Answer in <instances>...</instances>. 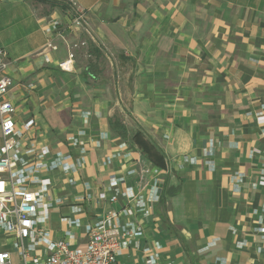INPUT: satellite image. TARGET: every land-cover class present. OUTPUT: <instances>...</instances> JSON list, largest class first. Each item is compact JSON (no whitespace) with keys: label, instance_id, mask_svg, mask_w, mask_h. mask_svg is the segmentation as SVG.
Segmentation results:
<instances>
[{"label":"crops","instance_id":"crops-1","mask_svg":"<svg viewBox=\"0 0 264 264\" xmlns=\"http://www.w3.org/2000/svg\"><path fill=\"white\" fill-rule=\"evenodd\" d=\"M54 1L0 0V48L9 54L7 98L17 126L34 121L23 156L32 157L33 143L54 154L68 152L69 137L85 142L86 164L70 174L75 186L61 172L45 174L63 198L51 213L57 237L63 217L85 223L120 210L123 198L97 195L137 159L159 167L150 148L165 163L160 200L150 215L128 217L145 235L117 264H145L146 245L158 252L157 264H264V188L254 185L264 153H252L264 144L256 122L264 113V0H75L94 39L70 31L68 0ZM52 21L63 23L64 37L53 34ZM78 39L88 46L65 70L68 42ZM117 118L125 136L111 125ZM74 232L84 247L83 229ZM0 246L10 247L7 237Z\"/></svg>","mask_w":264,"mask_h":264},{"label":"built area","instance_id":"built-area-1","mask_svg":"<svg viewBox=\"0 0 264 264\" xmlns=\"http://www.w3.org/2000/svg\"><path fill=\"white\" fill-rule=\"evenodd\" d=\"M68 2L67 28L75 33L84 32L94 39L87 11L75 0ZM50 24L55 36L64 37L62 22L52 21ZM88 43V39L68 42V58L59 64L60 67L70 70L76 49L88 46ZM47 47L57 49L53 42H49ZM9 65L7 50L0 48V235L7 237L10 246V249L0 250V264H15L13 251L17 252V264H117L118 258L124 255L131 243L135 241L139 247V240L145 235L142 223L128 217L137 213L144 216L151 214L153 203L160 200L164 169L151 167L145 160H135L123 175L110 177L107 186L97 195L98 200L110 202L123 198L126 204L120 210H109L100 218L85 223L76 217H63V235L57 237L50 226L51 213L54 202L60 205L63 198L58 196L53 199L58 185L54 178L45 174L61 172L66 179L65 184L75 186L78 179L70 174H78L86 164L85 142L69 137L68 152L54 154L47 145L37 147L33 143L32 157L23 156L22 138L34 121L29 120L23 128L17 126L16 106L7 98L13 85L8 74ZM85 117L84 122L87 123L89 117L87 114ZM256 122L261 126L264 140V113L256 115ZM80 134L85 133L82 131ZM101 138L93 141L98 147L102 145ZM120 146L127 145L122 143ZM252 153H264V144L263 148H255ZM114 156L109 155L106 164H111ZM131 177L136 179L135 185L127 184ZM254 185L264 188V164L260 180ZM108 192L111 194L108 195ZM81 197L82 200L89 199L91 193ZM74 209L80 210L77 206ZM75 228L83 229L86 238L84 247L72 240ZM258 230L264 232V225H260ZM142 251L146 256L145 264H157L159 254L152 246L146 245Z\"/></svg>","mask_w":264,"mask_h":264},{"label":"trees","instance_id":"trees-1","mask_svg":"<svg viewBox=\"0 0 264 264\" xmlns=\"http://www.w3.org/2000/svg\"><path fill=\"white\" fill-rule=\"evenodd\" d=\"M35 1H39V2H45V3H49L52 7H54L56 5V1L54 0H35ZM111 125L113 127V129H117V128H122L123 129V133L122 135L125 136V130H124V125L121 123V121L117 118L115 120H112L111 121ZM121 129V130H122ZM147 151H148V155L150 156L151 158V161L156 165V166H159V167H164L165 166V163H164V160L163 158L157 156L156 154H153L150 150V148H147ZM176 193V191H172L171 193H168V195H172Z\"/></svg>","mask_w":264,"mask_h":264},{"label":"rangeland","instance_id":"rangeland-1","mask_svg":"<svg viewBox=\"0 0 264 264\" xmlns=\"http://www.w3.org/2000/svg\"><path fill=\"white\" fill-rule=\"evenodd\" d=\"M60 197L61 195H60V191L58 190L57 192H56V194L53 196V199H55V198H57V197ZM54 207H53V213H54V211L56 210V202H54ZM3 248H1V246H0V250H2ZM5 249H10L9 247L8 248H5ZM17 252L16 251H13V260H14V262H15V264H17V254H16Z\"/></svg>","mask_w":264,"mask_h":264}]
</instances>
